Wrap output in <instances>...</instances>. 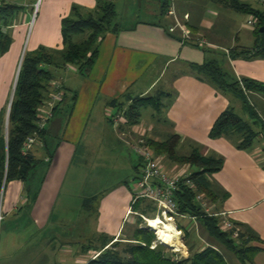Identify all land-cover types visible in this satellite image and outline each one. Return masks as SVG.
Instances as JSON below:
<instances>
[{
	"label": "crops",
	"instance_id": "obj_1",
	"mask_svg": "<svg viewBox=\"0 0 264 264\" xmlns=\"http://www.w3.org/2000/svg\"><path fill=\"white\" fill-rule=\"evenodd\" d=\"M211 1L172 3L177 16H186V28L211 45L203 50L167 31L170 19L160 14L159 0H123L120 14L118 0H112L119 31L100 39L86 77L73 66L55 74L64 97L45 127L47 143L30 149L35 167L25 185L10 181L2 186L0 264H80L104 240H129L124 232L133 217L126 218V211L133 209L131 193L139 166L127 145L132 132L155 143L176 136L179 157L196 150L202 157L221 159V169L207 177L212 195L206 198L213 212L228 213L240 231L258 239L249 244L258 249L252 264H264V95H246L252 114L194 68L215 61L237 81L264 85V60L224 52L251 51L256 36L242 24L246 15ZM239 1L255 9L250 4L255 0ZM20 2L4 29L10 44L0 56L3 120L23 55L39 47L61 49L60 21L72 5L85 12L95 7L93 0H39L33 15L35 0ZM238 14L243 20L237 19ZM147 98L156 99L159 110L141 108L138 124L119 129L108 120L107 110H116L109 107L111 101L125 109L131 101ZM229 108L255 135L247 150L237 148L240 134L215 140L207 136L218 114ZM146 109L150 115L143 120ZM166 162L168 167H183ZM177 222L186 237L188 256L210 246L226 264H239L232 253L208 238L197 221ZM86 234L95 235L92 243L86 241Z\"/></svg>",
	"mask_w": 264,
	"mask_h": 264
},
{
	"label": "trees",
	"instance_id": "obj_2",
	"mask_svg": "<svg viewBox=\"0 0 264 264\" xmlns=\"http://www.w3.org/2000/svg\"><path fill=\"white\" fill-rule=\"evenodd\" d=\"M8 1L10 3L0 8V56L7 51L10 44V38L4 29L12 22L13 14L19 9L13 0ZM93 1L95 3L93 11L85 12L77 7H72L69 14L61 19L60 50L54 51L39 47L22 57L8 111L6 137L5 120L0 117V194L4 183L19 181L25 185L28 176L35 167V161L29 154H21L23 142L31 135L36 134L41 143H47L45 130L38 131L36 128V110L47 97L49 82L57 78L55 74L64 71V67L67 65L73 66L81 76L86 77L96 59L100 39L105 34H115L120 29L112 0ZM159 1V10L163 17L169 0ZM211 2L220 4L234 12L251 16L255 21L253 33L257 40L256 47L251 51L238 53L234 50L226 51L228 56H250L264 60V6L261 10H255L238 0H212ZM262 5H264V0ZM2 29L3 31H1ZM261 29L262 32H260ZM216 64L215 61H208L194 68L216 90L237 98L244 110L253 114L247 104L246 95L248 93L264 95V85L252 80L237 81ZM158 104L156 99L151 98L131 101L124 111L127 125L138 124L141 108L149 107L153 111H158ZM123 106L114 101H111L109 105L115 109H123ZM218 115L212 126L209 127L208 138L215 140L240 134L242 138H240L237 148L240 151L247 150L255 137L247 123L238 118L230 108ZM146 143L154 155L167 156L173 163L192 168L189 180L205 197H211L212 193L207 177L221 169V159L202 157L196 150L191 151V154L187 156H176L175 147L178 139L174 135H170L161 143L149 140ZM174 200L180 215L194 216L208 238L232 253L239 264H252V256L258 252V249L250 247L249 244L258 239L240 231L237 241L231 240L227 233L219 230L218 219L201 213L197 205L192 202L193 193L182 186L174 193ZM139 208L138 204L133 205L134 210H139ZM153 240L154 236L151 232L134 229L132 237L126 242L104 240L100 248L94 251L95 254L99 253L98 256L94 260L88 261L87 264H226L221 254L210 246L201 251L190 253L185 259L174 261L165 247L158 246L155 250H150L148 246ZM108 244L110 246L103 250Z\"/></svg>",
	"mask_w": 264,
	"mask_h": 264
},
{
	"label": "built area",
	"instance_id": "obj_3",
	"mask_svg": "<svg viewBox=\"0 0 264 264\" xmlns=\"http://www.w3.org/2000/svg\"><path fill=\"white\" fill-rule=\"evenodd\" d=\"M10 3L8 0H0V8ZM173 0H169V4L165 11L164 18L170 19V25L167 31L171 34L177 33L181 38L182 43L194 45L198 48L211 47L204 42L201 36L192 34L185 25V17H179L175 13ZM263 3V1H262ZM38 3H34L32 8V14L34 15L37 9ZM264 6V5H263ZM245 25L251 30L255 29V21L251 16H247ZM3 31V29L1 30ZM227 53L226 51H224ZM69 70V66L64 67V71ZM64 97V91L61 85L60 79L57 77L49 82L48 94L45 100L36 110V128L38 131L45 130L47 123L52 119L54 110L62 102ZM125 109H116L115 111L107 110V118L110 123L120 129L122 126L127 127V120L124 116ZM130 127V126H128ZM123 128V127H122ZM125 128V127H124ZM133 135H127L128 146L133 152L134 156L139 161L138 166V177L132 186V198L131 205L133 206L140 201H146L150 203L154 210L151 218H144L142 214L133 212L131 207L126 211V218L128 216H136L142 219L145 227H139L149 231L153 234L154 240L150 243L148 248L155 250L158 246L165 247L170 253L174 261H179L182 258L188 257L187 250L184 245V231L176 225V219H188L191 222H195L196 218L188 217L187 215L178 212L176 202L174 200V193L180 188V186L186 188L188 191L193 193V204H196L200 212L208 217H215L218 219V228L221 232L227 233L231 240L237 241L240 229L237 227L229 218L228 213H215L212 211V207L209 204L204 194L200 193L193 182L189 180L190 168L184 165L182 168L176 166L168 167L167 160L163 155H154L152 149L148 146V139L144 134H137L132 132ZM40 144L41 141L38 139L36 134L28 137L21 146V154L26 155L29 153L32 146ZM1 199V194H0ZM159 221L160 223H167L171 226V230L174 237L167 239L168 244L175 242V247H170L168 244H162L155 231L147 227V223L152 220ZM115 242V240L113 241ZM110 245L108 244L103 248L107 249ZM99 253H93L90 257L80 263L87 264L88 261H92Z\"/></svg>",
	"mask_w": 264,
	"mask_h": 264
},
{
	"label": "rangeland",
	"instance_id": "obj_4",
	"mask_svg": "<svg viewBox=\"0 0 264 264\" xmlns=\"http://www.w3.org/2000/svg\"><path fill=\"white\" fill-rule=\"evenodd\" d=\"M14 1V0H13ZM21 0H15L14 1V4H17V5H19V6H21V2H20ZM122 1L123 0H118V2L116 3L117 4V11H118V14H120V10L122 9L121 7V5H122ZM239 1V0H238ZM262 1L263 0H255V2H251L250 4L255 8V9H257V10H259V9H262ZM35 2L36 3H39V0H35ZM121 4V5H120ZM33 6V5H32ZM72 7H76V6H74V5H72ZM71 9V8H70ZM82 11V10H81ZM69 12H70V10H69ZM121 12H122V10H121ZM126 12V11H125ZM29 14V13H28ZM243 15H240V14H238L237 15V19H240V21L241 20H243ZM32 21H33V19L31 20V23H32ZM246 21V20H245ZM245 21L242 23V24H244L245 25ZM244 25H242L243 27H245ZM247 27V26H246ZM245 27V28H246ZM43 48H46V47H43ZM46 49H50V48H46ZM51 50H54V51H56V50H60V49H51ZM145 112H143V120H145L146 119V117H148V115H150L149 114V110L148 109H146V110H144ZM148 125H149V123H147ZM147 126V125H146ZM165 157V159L167 160V161H170L169 160V158L167 157V156H164ZM193 169L191 168V171H192ZM209 202V201H208ZM136 204H138L139 205V210H134V209H132V211L133 212H136V213H138V214H142L143 215V217L144 218H151V216H153V215H151L152 213H153V210H154V208H153V206L150 204V203H148V202H146V201H140V202H138V203H136ZM210 204V203H209ZM150 209V210H149ZM140 211H142V212H140ZM147 211H149V212H147ZM131 217H133L132 219H133V223L132 224H130V225H128L127 227H125V232H124V236H128L129 235V237L131 238L132 237V232H133V230L134 229H139V227H145V225H144V222L142 221V219H140L139 217H136V216H131ZM177 220L178 219H176V225L177 226H179V223L177 222ZM188 220V219H187ZM188 221H190V220H188ZM189 225V224H188ZM180 227V226H179ZM187 229L189 230V232H191V230L193 229L191 226H189V227H187ZM146 231V230H145ZM94 236L95 235H91V234H86L85 235V237H86V241L87 242H90V243H92V241H93V239H94ZM184 243H185V241H186V237H184ZM204 239V238H203ZM203 242V241H202ZM202 244V243H201ZM89 245H91V244H89ZM72 246V245H71ZM186 248V247H185ZM72 249H73V247H72ZM57 252L58 251H56V250H54V253H53V255L55 254H57ZM169 253V252H168ZM170 254V253H169Z\"/></svg>",
	"mask_w": 264,
	"mask_h": 264
},
{
	"label": "bare ground",
	"instance_id": "obj_5",
	"mask_svg": "<svg viewBox=\"0 0 264 264\" xmlns=\"http://www.w3.org/2000/svg\"><path fill=\"white\" fill-rule=\"evenodd\" d=\"M147 227L155 231L158 240L162 241L160 242L162 244H168L166 240L174 237V234L171 230V226L167 223H160L159 221H153L152 219L147 223ZM175 244L176 243L173 242L171 244L169 243L168 245L170 247H175Z\"/></svg>",
	"mask_w": 264,
	"mask_h": 264
},
{
	"label": "water",
	"instance_id": "obj_6",
	"mask_svg": "<svg viewBox=\"0 0 264 264\" xmlns=\"http://www.w3.org/2000/svg\"><path fill=\"white\" fill-rule=\"evenodd\" d=\"M262 31L263 30L261 29L260 32H262ZM10 103H11V100L9 101L8 108H7V112H6V116H5V137H6V125H7V117H8V111H9Z\"/></svg>",
	"mask_w": 264,
	"mask_h": 264
}]
</instances>
